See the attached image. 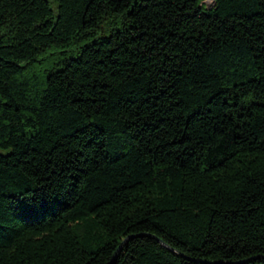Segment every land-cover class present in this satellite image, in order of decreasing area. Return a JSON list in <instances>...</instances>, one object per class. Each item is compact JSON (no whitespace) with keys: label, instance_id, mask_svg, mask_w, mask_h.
I'll return each mask as SVG.
<instances>
[{"label":"trees","instance_id":"obj_1","mask_svg":"<svg viewBox=\"0 0 264 264\" xmlns=\"http://www.w3.org/2000/svg\"><path fill=\"white\" fill-rule=\"evenodd\" d=\"M209 1L0 0V264H264V0Z\"/></svg>","mask_w":264,"mask_h":264},{"label":"water","instance_id":"obj_2","mask_svg":"<svg viewBox=\"0 0 264 264\" xmlns=\"http://www.w3.org/2000/svg\"><path fill=\"white\" fill-rule=\"evenodd\" d=\"M153 237V236H152ZM130 238H132V236H130V237H128V238H126L119 246H118V248L115 250V252L113 253V255H112V257H111V259H110V261L108 262V264H111L114 260H115V258H116V256H117V254H118V252L120 251V249H121V247L130 239ZM156 241H158L162 246H165L166 247V245L165 244H163V242L162 241H160L158 238H155V237H153ZM176 254L177 255H179V256H182V254H179L178 252H176ZM187 260H190V259H188V258H186ZM193 262H200V261H193ZM241 262H239V263H232V264H240Z\"/></svg>","mask_w":264,"mask_h":264},{"label":"rangeland","instance_id":"obj_3","mask_svg":"<svg viewBox=\"0 0 264 264\" xmlns=\"http://www.w3.org/2000/svg\"><path fill=\"white\" fill-rule=\"evenodd\" d=\"M206 4H207V5H211V1L206 0Z\"/></svg>","mask_w":264,"mask_h":264}]
</instances>
